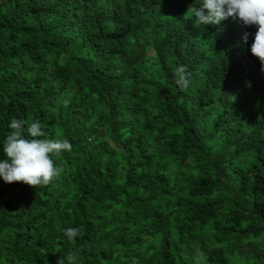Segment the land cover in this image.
<instances>
[{"label":"trees","instance_id":"16d2710c","mask_svg":"<svg viewBox=\"0 0 264 264\" xmlns=\"http://www.w3.org/2000/svg\"><path fill=\"white\" fill-rule=\"evenodd\" d=\"M200 2L0 0V160L14 119L72 144L45 187L0 179V264H264L256 27Z\"/></svg>","mask_w":264,"mask_h":264},{"label":"clouds","instance_id":"9594fccd","mask_svg":"<svg viewBox=\"0 0 264 264\" xmlns=\"http://www.w3.org/2000/svg\"><path fill=\"white\" fill-rule=\"evenodd\" d=\"M192 8L196 25H219L231 17L245 27H256L250 53L260 63L264 72V0H201ZM243 40L247 42L248 34ZM176 84L181 90L190 85L189 73L185 65L175 69ZM246 86L251 87L250 83ZM67 103V101H65ZM25 121L14 119L9 124L10 134L3 144L5 159L0 160V179L5 183H23L30 187H45L63 171L56 166L53 156L59 158L63 152H70L72 144L67 139H42L45 136L39 122H32L25 128ZM82 230L67 228L64 235L74 243ZM68 264H75V255H70ZM60 264H64L60 261Z\"/></svg>","mask_w":264,"mask_h":264}]
</instances>
